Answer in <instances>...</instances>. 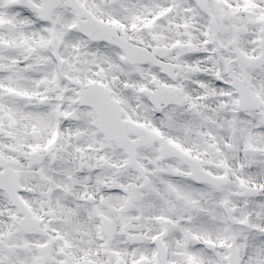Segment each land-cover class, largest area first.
<instances>
[{"label": "snow or ice", "instance_id": "6c2138e0", "mask_svg": "<svg viewBox=\"0 0 264 264\" xmlns=\"http://www.w3.org/2000/svg\"><path fill=\"white\" fill-rule=\"evenodd\" d=\"M0 264H264V0H0Z\"/></svg>", "mask_w": 264, "mask_h": 264}]
</instances>
